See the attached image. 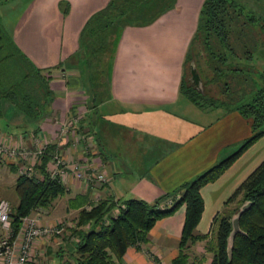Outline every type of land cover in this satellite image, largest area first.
<instances>
[{
  "label": "crops",
  "instance_id": "1",
  "mask_svg": "<svg viewBox=\"0 0 264 264\" xmlns=\"http://www.w3.org/2000/svg\"><path fill=\"white\" fill-rule=\"evenodd\" d=\"M108 1L27 0L9 32L15 46L35 68L56 69H52L48 83L52 102L46 116L26 125L28 133L24 135L21 125L8 124L6 119L1 142L6 147L26 145L31 138L48 143L53 154L78 163L85 174L99 171L107 178L100 187L75 179L67 170L61 182L64 195L48 209L31 214L40 216L41 225L61 222L66 226L62 239L36 240L38 264H56L57 254L62 251V257H66L72 252L76 240L67 230L76 210L67 209V201L74 196H87L89 203L103 197L151 203L228 156L233 151L232 144L243 138V134H229L232 123L240 121L237 114L216 109L214 119L207 121L202 113L211 110L188 108L178 91L185 52L202 0H175L174 7L151 24L123 28L108 58L109 74L102 101L93 110L85 108V78L75 72L78 69L71 57L77 51L78 33L85 21ZM59 3L68 4L65 16ZM75 137L79 141L73 146ZM263 156L264 134L214 182L200 188L203 209L194 235H209L212 217ZM7 160L0 165V190L12 188L17 176L19 164ZM48 164L49 161L46 168ZM183 217L181 206L155 222L146 241L129 246L119 264H170L178 253ZM187 254L189 261L202 257L201 264L209 263L204 242H195Z\"/></svg>",
  "mask_w": 264,
  "mask_h": 264
},
{
  "label": "trees",
  "instance_id": "2",
  "mask_svg": "<svg viewBox=\"0 0 264 264\" xmlns=\"http://www.w3.org/2000/svg\"><path fill=\"white\" fill-rule=\"evenodd\" d=\"M256 1L263 4L258 11L253 10L252 2L248 5L242 0H202L183 61V66L193 65L202 89L196 91L183 79L178 88L179 94L197 109H222L246 119L251 136L228 156L151 203L110 197L89 203L87 196H74L67 201V209L76 210L67 231L76 242L67 258L62 257V251L57 254L56 264H119L129 246L144 243L155 222L172 215L180 206L184 208V217L178 253L170 264H201L202 257L188 260L187 250L195 242H204V252L210 255L208 264H264V159L212 217L209 235L193 233L203 209L200 188L214 182L264 134V0ZM174 3L175 0H109L85 21L78 33L77 51L71 58L85 78L87 110H93L102 101L109 70L100 66V59L106 53L110 58L122 29L147 26L172 9ZM58 7L65 16L68 4L59 3ZM52 69L56 68H35L0 29V119L9 114L10 124L13 116L21 117L22 123L18 125L22 126V135L28 133L26 125L37 123L48 113ZM52 154V146L47 145L33 167L35 174L14 179L16 204L9 212L12 237L21 218L38 209H48L65 193L58 179L46 172ZM243 202L249 203V207L238 219L240 232L233 238L228 258L230 217ZM231 204L234 206L230 209ZM114 207L116 212L110 215Z\"/></svg>",
  "mask_w": 264,
  "mask_h": 264
},
{
  "label": "built area",
  "instance_id": "3",
  "mask_svg": "<svg viewBox=\"0 0 264 264\" xmlns=\"http://www.w3.org/2000/svg\"><path fill=\"white\" fill-rule=\"evenodd\" d=\"M30 146L37 151L29 153L22 151L23 146H12L0 148V158L12 159L18 161L16 175H32V170L38 157L44 152L47 143H41L36 139L31 138ZM79 139H72L71 144L76 146ZM88 151V150H87ZM31 160V162H28ZM21 164V165H20ZM77 180H83L85 183H97L103 185L107 183V178L103 172H94L85 174L81 171L78 163H73L68 160H63L56 153L52 154L46 168L47 174L51 178H57L61 183L66 171ZM9 205L6 201L0 200V264H27L35 255L34 243L36 240H51L62 233L63 228L61 222H56L53 225H41L38 218L26 216L21 218L20 226L12 237L10 220H9Z\"/></svg>",
  "mask_w": 264,
  "mask_h": 264
},
{
  "label": "rangeland",
  "instance_id": "4",
  "mask_svg": "<svg viewBox=\"0 0 264 264\" xmlns=\"http://www.w3.org/2000/svg\"><path fill=\"white\" fill-rule=\"evenodd\" d=\"M26 1L27 0H0V29L5 34L10 35L9 32L11 30V27L14 25L15 22H17L18 16H19L21 10L23 9ZM157 1L164 2L165 0H157ZM242 1L244 2V4L247 3L248 5H251L249 3L252 2V4H254L253 10H255V11H258V9L260 10L259 6H262L263 5L262 4V1H256V0L255 1H253V0H242ZM257 4H258V7H257ZM111 37H112V35L110 36V38ZM107 56H108V54L106 53V54L102 55V57L100 59V63H101L100 66H103L104 68H107L105 66V64H107V62H108ZM183 68H184V71H183V80L188 85H190L191 87H193L194 89L195 88H197V89L199 88L200 91H201V89H202L201 82L199 81V82L194 83V82H191V80H190L191 76H190V73H189V66H188V64H185ZM75 72L77 74H79V71L78 70H75ZM78 100L81 102L82 99H78ZM182 100H184L182 102H186L185 104H186V106H188V108H192V109L196 110L195 109L196 107H193L192 104L189 103L186 99L182 98ZM79 111H82V108H79ZM209 112L210 113H202L203 114L202 117L205 118L207 121H210V119L213 120L214 119V115L216 114L213 110H211ZM206 114H208V115H206ZM8 118H9V114L7 116H5L4 118H1L0 119V132H5L4 129H5V126L7 125L6 119H8ZM20 123H22V121H21V117H19V116H15V117L13 116V119L10 121V124H14V125L15 124L18 125ZM245 128H247V129H245ZM229 134H232V136L233 135L236 136V135H242L243 134L242 135L243 138L241 140L235 142V144H232L231 147L233 148V151H234L235 149L238 148V146L241 144V142L244 139H246L249 136H251L252 133H251V131L249 129V124L247 123V120L244 119V118H240L239 123H237V122H235V123L233 122L232 123V126L229 129ZM0 135H2V134L0 133ZM90 136L93 137V139H95L94 138V135L92 133H90ZM31 142H32V140L29 139L28 143H26V145L25 144L21 145L23 147H21L20 149L22 151H27L29 153L36 152L37 150L35 148H33L32 146H30V143ZM47 145H48V143H47ZM47 145H46V147H47ZM5 146L6 145L3 142H1V140H0V148H6ZM263 159H264V156L262 158H260V160H258L257 163L259 164ZM6 160H7V158L2 160V157H1L0 158V165L5 164ZM16 162H18V161H16ZM28 162H31V160H29ZM32 174H35L34 169L32 170ZM15 175H16V173H15ZM0 182H1V178H0ZM13 183H14V181H13ZM2 187H3V185L1 184V188ZM9 196H10L11 199H9ZM0 200L6 201L7 204L9 205V209L11 208V206H14L16 204V197H15V195L13 193V186H12V188L7 186V188H4V190H0ZM233 206L234 205L231 204L229 206V208L231 209ZM111 214L114 215L115 213L114 212H111L110 215ZM29 216H31V214ZM31 217H36V215L33 214ZM37 218L40 219V216L37 217ZM61 227L63 228V230H62V233L59 236H56L57 239H62V237H64L66 235L64 233V230H65V227L66 226L61 225ZM1 237H2V232L0 231V238ZM55 238H52V239H55ZM34 250H35L34 257L27 264H38V262H39V259H38L39 258V255H38L39 251L36 250L35 246H34Z\"/></svg>",
  "mask_w": 264,
  "mask_h": 264
},
{
  "label": "water",
  "instance_id": "5",
  "mask_svg": "<svg viewBox=\"0 0 264 264\" xmlns=\"http://www.w3.org/2000/svg\"><path fill=\"white\" fill-rule=\"evenodd\" d=\"M189 73H190V80L191 82H199L200 79L193 67L192 64H190L189 66ZM193 83V84H194ZM196 91L200 92V89L195 88ZM249 207V203L247 202H243L236 210L235 213H233L230 217V231L228 233V236L226 238V253L228 258L230 257V252H231V248H232V241L234 236L240 232L239 227H238V219L239 217L248 209Z\"/></svg>",
  "mask_w": 264,
  "mask_h": 264
}]
</instances>
